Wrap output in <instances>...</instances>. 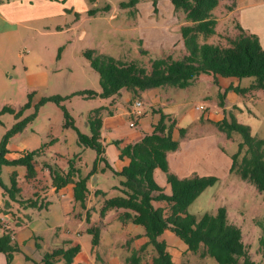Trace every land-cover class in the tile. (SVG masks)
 Wrapping results in <instances>:
<instances>
[{"label":"rangeland","instance_id":"374dc122","mask_svg":"<svg viewBox=\"0 0 264 264\" xmlns=\"http://www.w3.org/2000/svg\"><path fill=\"white\" fill-rule=\"evenodd\" d=\"M86 1L90 8H102L109 4L110 10L89 15L88 11L79 13L67 8L50 16L36 18L28 26L20 25L12 35L0 37V110L6 105L20 109L30 102L31 107L25 110L24 117L36 114L26 130L11 138L8 149L12 154L23 148L35 150L44 145L45 149L36 164V178L31 181L24 176L20 178L21 188L31 191L23 194L25 197H30L33 191H50L52 182L47 168H44L45 163L62 169L69 166L64 154L69 146L67 141L76 133L72 128L65 127L63 108L69 111L75 124L83 132H87L86 120L90 113L95 109L104 110L113 100V97H91L88 93H83L87 90L101 91L99 73L86 58V50L94 49L97 54L121 60H138L148 69L151 68L152 59L168 55L180 58L186 53L181 26L189 22L182 10L175 9L171 0H158L157 6L154 5V0H139L135 7L128 8H122L121 3L129 0ZM228 3L229 0H221L216 8L214 14L218 19L219 32L206 39L211 43L229 45V39L237 35L238 17L235 10L230 14ZM260 6L264 10V4ZM219 78L218 83H215L213 77L204 75L194 85L184 89L165 86L169 90L162 95L163 104L177 118L179 127L187 129L184 138L176 131L175 137L180 140L181 148L172 152L174 154L171 159L182 174H187L186 172H191V168L196 167L200 172H214L212 175L218 176V182L207 188L189 206L188 211L201 215L225 206L228 219L242 227L243 238L251 244L252 255L258 264H264V253L258 247V238L263 234L264 226V192H259L238 174L233 172L231 175L225 170L231 165L232 154L238 150L242 134L234 131L229 138L224 131L209 122L197 124L194 121L207 112L222 114L216 100H219V91L224 92L227 80L220 83L222 78ZM252 80L253 78L241 79L242 86ZM169 94L173 99L167 100ZM243 97L246 99L240 103L243 108L241 110L237 107V99H244ZM137 100L143 101L142 96L135 99L134 103L130 104L129 101L128 107L135 106ZM226 102L232 107L230 111L238 121L249 125L253 135L264 139V93L261 90L255 92L252 100L247 95L240 96L231 92L227 94ZM142 108L143 106L134 107L136 110ZM117 119L130 127V121H135L136 118H130L125 113L117 118H110L103 126V133L109 136L113 132L111 121ZM15 122L11 113L0 115V144L7 129ZM87 151L91 161L88 163L82 159L80 162L83 174L91 171L96 158L94 150ZM243 154L241 153L240 159ZM11 168H3L2 180L6 185L10 184ZM99 175L109 185L120 186L119 177L112 171ZM91 182L92 180L89 181L90 184ZM3 193L4 190L0 187V206H4L6 200ZM102 196L103 201L95 202L90 207H83L79 202L69 205L68 217L64 215L60 197L51 195L49 219L41 213L34 214L35 221L39 220L33 224L36 240H28L25 246L22 243L23 250L32 257L29 259L30 264H38L47 250L65 245L69 240L80 242L81 237L83 249L77 254L76 261L82 264H135L131 256L142 245L145 233L139 232L134 223L121 221V211L116 210L106 216L101 214L106 198ZM16 210L12 228L28 222H24L23 217L18 214L26 209L17 205ZM54 224L59 227L56 230L64 231V239H57L56 235L49 234ZM91 224L101 229L97 245H93L92 234L88 231ZM137 226L144 229L142 225ZM165 236L168 248L176 254L181 249L179 242L184 241L173 231H167ZM153 254L152 244L139 250L136 254L140 257L138 264H151ZM16 255V264H28L22 252ZM194 255L193 264H219L213 256L201 255L199 252ZM56 264H64L63 259Z\"/></svg>","mask_w":264,"mask_h":264},{"label":"trees","instance_id":"16d2710c","mask_svg":"<svg viewBox=\"0 0 264 264\" xmlns=\"http://www.w3.org/2000/svg\"><path fill=\"white\" fill-rule=\"evenodd\" d=\"M91 1V0H90ZM176 10H182L189 22L181 26V34L186 53L180 58L172 55L152 59L151 68L148 69L138 60H121L110 55L97 54L94 49L84 52L91 66L99 73L101 91L87 90L91 97L100 96L111 98L121 95L123 89L132 93L130 104L140 98L141 92L158 87L187 88L193 85L204 75H212L215 83L219 77L226 78H253L248 87L230 85L219 91V106L223 109L224 118L216 122L217 127L230 138L234 131L242 134V141L238 150L232 154L231 172L238 174L243 180L264 192V139L252 134L251 127L237 120L235 114L226 108V98L229 91L241 96L261 90L264 93V46L260 38L237 23L238 33L229 39V45H220L207 41L210 36L217 33L218 19L214 14L215 8L221 0H171ZM139 0L122 2V8L135 7ZM158 0H154L157 6ZM236 0H229L228 8L233 10ZM110 10L107 4L102 8H90L89 15L105 13ZM157 10V8H155ZM134 12V11H133ZM204 39V40H202ZM55 99V98H53ZM31 107L30 102L24 104L19 110L4 106L0 115L11 113L16 122L7 129L0 144V187L4 190L5 203L0 212L6 211L11 203L36 211L48 210L51 202L47 200L44 191H33L30 197L22 194L19 185L18 172L12 171L9 176L10 184L2 180L5 166L24 167L25 178L31 181L36 178L38 171L36 164L45 153L44 145L35 150H23L18 158L7 157L8 143L11 138L28 127L36 114L24 117L25 110ZM66 119L65 127L72 128L77 136V144L81 149L80 155L86 149L96 152L91 171L82 173L77 166L75 158L69 160L66 169L45 163L52 185L59 191L68 184H74V199L83 207L89 193V181L98 170L102 162L121 176L119 194L106 197L101 208V214L109 210L121 211L119 218L123 222H132L142 225L148 237L140 248L134 251L132 259L139 263V250L145 249L149 244L154 248L151 264H177L168 248V242L162 238L166 229L175 232L193 252L201 255L213 256L219 264H258L252 255L251 244L243 238V230L237 223L228 219L225 206L219 207L215 212H204L196 215L188 211L195 200L209 187L214 186L219 178L216 175L194 174L189 177H179L171 171L168 154L180 149L181 143L175 137V132L184 138L187 129L179 127L178 120L171 114L158 109L160 119L153 125L151 132L134 142L121 145V141L114 140L119 148V158L128 160L127 165L116 170L109 163L105 146L102 142L103 117L101 109L93 110L89 115V127L83 132L76 124L69 111L64 107ZM241 153H244L240 159ZM161 169L167 175L170 192L167 193L154 177L155 169ZM106 196L103 191H97ZM163 202L164 206H158ZM90 222V218H87ZM0 216V252L5 254L6 263L12 264L15 254L22 252L26 259L32 257L22 248V243L16 237L14 228L8 227L1 221ZM264 225V224H263ZM263 234L258 238L261 253H264V226ZM88 231L92 234V243L97 245L101 238L99 226L91 224ZM80 242L66 241L65 245L47 250L38 264H56L63 259L64 264H82L76 261L81 251ZM181 264H191L183 262Z\"/></svg>","mask_w":264,"mask_h":264},{"label":"crops","instance_id":"0c3cea01","mask_svg":"<svg viewBox=\"0 0 264 264\" xmlns=\"http://www.w3.org/2000/svg\"><path fill=\"white\" fill-rule=\"evenodd\" d=\"M263 4H264V0H236V5L234 9L230 11V14L235 10L234 13L237 14L238 23L243 28L247 29L249 32L256 34L260 38V41L262 45L264 46V10L261 9L263 6H260ZM67 8H71L81 13V12H87L90 8V5L88 4L86 0H65L64 2H62V0H0V37L1 35L3 36L12 35V33L15 32L20 25L26 24L24 26H28V23L36 18L50 16L52 14L59 13L62 10H65ZM216 8L214 10L215 14H216ZM218 28L219 27L216 28L217 32H219ZM237 33H238V30H237ZM209 76L212 77V75H209ZM220 78H219L220 83L227 80L226 81L227 85L225 86V88L230 85L241 86V87H248L250 85V83H248L242 86L241 79L226 78V77H220ZM220 85L221 87H224L222 84ZM168 90L169 89H167L166 87H158V88H151V89L142 91L141 92L142 99H143V108L141 110L142 114H141V117L136 122V125L132 126L131 125L132 121H130V127H128L124 125L122 121L117 119V120L111 121V124L113 126L112 128L113 132L109 136H107V134L103 133L102 131V142L107 151V155L109 157V163L114 167V169L119 170L123 166L127 165L128 163V160L119 158V148L114 143V140L121 141V145L124 146L128 143L139 140L145 132H151L153 130V125L156 122H158V120L160 119V113L157 112L158 109L159 110L161 109L165 113L173 115V113L169 112V109L166 108L165 104H163L164 98L162 95L164 91H168ZM231 92L233 93L234 91H229L228 94H230ZM255 92L256 91H254L253 93L246 94L247 98L252 100L253 97L255 96ZM131 98H132V93L130 91H127V89H123L121 91V95L117 97H113L112 102L108 106H106L104 110H101L102 117H103V126H105V123L107 120H110V118H117V116H119L120 114L125 113V115L127 114V116L131 118V116H133L131 115V113H132V110L134 109V106L128 107V102L130 101ZM170 98L173 99V96H171V94H169V97H167V100H169ZM245 99L246 98L237 99L238 109H241V110L243 109L240 103L241 101ZM218 101L219 100H216V102ZM9 107H12V106H9ZM12 108L15 110H19V108L18 109H16L15 107H12ZM125 108H127V111L125 110ZM226 108L230 110L232 107L226 102ZM220 110L222 114L216 113L213 115L207 112V114H204L200 117H196L194 121L197 124L209 122L210 124H212V126H217L216 122L221 121L224 118L223 109L221 108ZM88 127H89V122L88 120H86V131L88 130ZM67 144H69V146H67L66 148V153L64 154V157H67L66 159L68 161L74 157L78 163L77 166L79 167H82V165H80V162L82 161V159L88 161V163L91 161L90 156H88L87 149L82 152V155H80L81 149L79 148L77 144L76 135H71L69 141H67ZM23 150H29V149L23 148V149L17 150L14 154H12L11 151H9L8 149L9 152L7 153V157L10 159L18 158L21 155V151ZM172 152L174 151H171L168 154L169 166H170L171 171L174 172L179 177L181 175H187L186 177H189L194 174H199V175L214 174V172H204V173L200 172L196 167L191 168L190 170L191 172H186L187 174H182L183 172L179 170L177 166H175V164L173 163V160L171 159L172 154H174ZM231 165H232V162H231ZM231 165H229L228 168L225 170L228 172V174L232 175L234 173L231 172ZM87 166H89V164ZM14 170L18 172L19 185L21 187L22 185L20 183V178L22 176L25 177L26 169L12 167L10 169V172ZM111 171L112 170L107 168L103 162L99 164L97 172L93 174L90 179V181L92 180V182L91 184L89 183V195L85 203L87 207L92 206V204H95V202L103 201V198H104L102 196L103 194L97 193V191H103L104 193H106L105 197H114L120 193L119 189L116 188L119 186L118 184L109 185L108 182L102 181V177L99 175L100 173H103V175H106ZM118 177L120 181L123 179L121 176H118ZM154 177L157 183L162 188H164V190L167 193H169L171 187H170V184L168 183L166 173L162 171L161 169L157 168L154 171ZM73 187H74V184L71 183L61 188L59 191H57L56 187L52 185L49 192L45 191L44 195L47 197V200L51 202L48 210H43L41 212H38L34 210L35 209L34 208L33 210L28 209V210H22L21 212H18V214L23 217L24 222L25 220H28L26 224H23L17 228H14L16 237L21 243H23V246H25V243L28 240H32L33 238L35 239L36 234H35V230L33 229L34 227L33 224L39 220L35 221L34 214L41 213L43 217H48L49 219L48 214L52 206V201L50 200L51 195L56 194L60 197V204H61V207L63 208L64 215L68 217L70 216L69 205H76L77 203L74 199ZM29 190L30 189L27 190L25 188L22 189V194L31 193V191L29 192ZM17 205H18L17 203H11V206L8 209H6V211L0 212V216L2 218L1 221L7 224L8 227L14 226L13 219L15 218L14 213L17 211L16 210ZM157 205L164 206L165 204L163 202H158ZM0 207H3V206H0ZM112 212H116V210L115 211L109 210L108 212H105L104 215L105 216L109 215ZM57 216L59 217V215ZM51 223L52 221L49 224ZM135 225H136L135 227H137L139 232L141 231L144 233V229L139 228L137 224ZM51 228H53L52 232L49 233L51 236L56 235L57 239L65 238L64 231L62 232L60 231V229L56 230L59 228L58 226H56V224H54V226ZM167 231H172V230L166 229L163 232L162 236L165 240L167 239L165 236ZM143 237H144V241H143L144 243L146 242L148 237L146 235H143ZM79 241L82 244V237L79 239ZM179 245L181 249L176 254H174L175 252H173L171 248H169L170 252L172 253L174 261L177 264H181L183 262H189L193 264L192 259L195 256L194 255L195 252L191 251L188 248L187 243L185 242H179ZM82 249H83V244H82ZM16 258H17V255L15 254L12 264H16ZM25 261L28 264H30V260L25 259ZM5 263H6L5 254L0 252V264H5Z\"/></svg>","mask_w":264,"mask_h":264},{"label":"built area","instance_id":"2783aa9c","mask_svg":"<svg viewBox=\"0 0 264 264\" xmlns=\"http://www.w3.org/2000/svg\"><path fill=\"white\" fill-rule=\"evenodd\" d=\"M135 106L138 107V108H139V107H142V106H143V101H142V100H137V101L135 102ZM135 106H134V107H135ZM201 108H203V107L201 106ZM141 114H142L141 109H138V110L133 109V110H132V115L136 118L135 121H132V122H131V125H132V126L136 125V121L141 117Z\"/></svg>","mask_w":264,"mask_h":264}]
</instances>
